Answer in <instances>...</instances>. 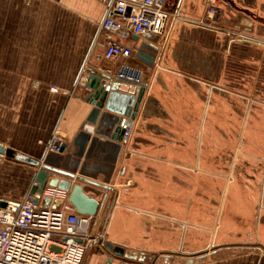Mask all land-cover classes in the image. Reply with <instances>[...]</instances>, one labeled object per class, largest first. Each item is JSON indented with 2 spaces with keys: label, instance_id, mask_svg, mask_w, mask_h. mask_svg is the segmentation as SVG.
I'll return each mask as SVG.
<instances>
[{
  "label": "crops",
  "instance_id": "1",
  "mask_svg": "<svg viewBox=\"0 0 264 264\" xmlns=\"http://www.w3.org/2000/svg\"><path fill=\"white\" fill-rule=\"evenodd\" d=\"M202 6L177 1L183 19L151 43L153 66L136 56L142 41H123L135 50L127 62L145 72L147 90L122 145L92 120L85 87L92 71L119 64L105 59L106 42L97 36L105 5L0 0V145L11 149L0 162V199L26 196L59 134L64 151L49 153V165L75 178L53 177L100 202L95 226L106 217L107 242L144 254L145 264H264V122L257 115L243 127L234 122L229 96L244 97L228 96L226 68L227 52L236 56L237 48L222 47L196 22ZM111 257L96 245L82 264Z\"/></svg>",
  "mask_w": 264,
  "mask_h": 264
},
{
  "label": "built area",
  "instance_id": "2",
  "mask_svg": "<svg viewBox=\"0 0 264 264\" xmlns=\"http://www.w3.org/2000/svg\"><path fill=\"white\" fill-rule=\"evenodd\" d=\"M105 5V13L98 24V37L106 42L104 57L118 61V67L98 69L104 74V84L118 80L146 86L145 72L127 62L135 55L133 47L123 41L137 36L140 41L155 43L162 38L169 20L166 0H98ZM221 0H202L203 13L198 24L213 26L223 16ZM86 80H89L87 76ZM121 144L128 143L131 126L124 125ZM65 140L55 134L46 147L43 164L49 153L61 154ZM4 154H0V161ZM35 176L26 196L21 200L0 199V264H82L86 251L106 241L105 218L102 228L95 226V217L80 214L69 202V191L47 186L41 197H49L50 204L33 201ZM56 201H61L54 207Z\"/></svg>",
  "mask_w": 264,
  "mask_h": 264
},
{
  "label": "water",
  "instance_id": "3",
  "mask_svg": "<svg viewBox=\"0 0 264 264\" xmlns=\"http://www.w3.org/2000/svg\"><path fill=\"white\" fill-rule=\"evenodd\" d=\"M135 41H140L137 36H133ZM158 53L157 48L148 42H141L136 52L137 58L149 66H153L155 56ZM104 74L102 72L92 71L88 77L89 81L85 83V87L89 90L87 100L93 105L91 118L93 121L99 120V126L103 130V134L112 132L113 140L120 144L124 136V125L131 126L136 120L140 105L146 94V86L123 81H112L107 85L103 81ZM107 136V135H106ZM11 149H5L0 145V154L10 153ZM34 163L38 164V161ZM49 158H45L41 164V170L36 173L39 186L35 188V196L33 201L38 203L42 198V205L50 204L49 197H41L45 187H59L69 191V201L80 214L97 216L100 209V202L95 198L87 195L80 184L72 185L70 181L60 180L53 177V172L64 174L71 178H75L73 173L63 171L60 168L49 165ZM76 179L82 180L80 177ZM91 183L98 184L94 181ZM101 187L108 188L107 185L98 184ZM61 201H56L53 206L57 207ZM1 206H5V202H0ZM104 247L112 255L107 260L108 264H114V260L118 264H145L146 256L139 255L136 251L125 249L121 245H114L111 242H104Z\"/></svg>",
  "mask_w": 264,
  "mask_h": 264
},
{
  "label": "rangeland",
  "instance_id": "4",
  "mask_svg": "<svg viewBox=\"0 0 264 264\" xmlns=\"http://www.w3.org/2000/svg\"><path fill=\"white\" fill-rule=\"evenodd\" d=\"M177 1L166 0L169 20L164 33L174 19H183L177 9ZM220 7L223 12L221 19L213 26L206 27L212 29L215 33L211 37L212 40L218 41L222 47L237 48L236 56L227 52L230 63L228 62L226 68V87L228 96L234 91L235 94L244 97L240 102H236L232 100V96H229L228 109L233 110L236 103L237 116L234 122L241 127L248 123L253 115H257V122L262 123L264 122V3L248 7L234 0H221ZM202 13L203 6L197 20L201 18ZM237 135L239 137L241 134L237 132ZM229 167L232 168L229 172H233L234 166L229 165ZM260 169H258L259 173ZM231 176V173L227 174L228 180Z\"/></svg>",
  "mask_w": 264,
  "mask_h": 264
}]
</instances>
